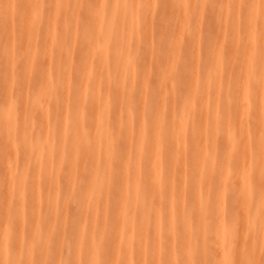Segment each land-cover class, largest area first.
I'll return each instance as SVG.
<instances>
[{
    "label": "bare ground",
    "instance_id": "1",
    "mask_svg": "<svg viewBox=\"0 0 264 264\" xmlns=\"http://www.w3.org/2000/svg\"><path fill=\"white\" fill-rule=\"evenodd\" d=\"M84 2L0 0V264H264V0Z\"/></svg>",
    "mask_w": 264,
    "mask_h": 264
},
{
    "label": "rangeland",
    "instance_id": "2",
    "mask_svg": "<svg viewBox=\"0 0 264 264\" xmlns=\"http://www.w3.org/2000/svg\"><path fill=\"white\" fill-rule=\"evenodd\" d=\"M76 0H71V2H73L71 5L73 6V4H74V2H75ZM85 2L82 4V3H79V5H80V7H79V11H80V21H82V24L86 27V28H89V26H90V18L87 16V13H86V4L88 3V2H90V0H84ZM162 1H164V0H162ZM21 4L22 3H20L19 5H18V9H21ZM82 4V5H81ZM195 17V16H194ZM194 17H192L189 21H191L192 23L190 24V26H192V27H194L195 25L193 24V22H194ZM219 19H221V16H220V13L218 14V13H215L213 10H210V9H207V11L204 13V15H203V17H202V28H203V30H205V31H211V33H212V35H214V36H216V34L218 33V32H222V30H224V26H223V24L222 23H220L219 22ZM65 25H66V28L68 29V32H70L71 31V28L74 26V24L72 23V18H71V14H69L68 16H67V18H65ZM3 29H5V28H3ZM166 29H168V31L169 32H171L172 30L169 28V25H167L166 26ZM4 31H6V29L4 30ZM15 31H16V33H20V36H21V31H22V29H21V27H20V25H17V27H16V29H15ZM19 39H20V37H19ZM226 39H227V42H226V45H227V50L229 49V43L231 44V40H230V38L229 37H226ZM21 40V39H20ZM245 42H246V39H245V37H243L241 40H240V44H239V47H238V50H239V54H243L244 53V48H245ZM203 51H206L205 49H203L202 50V52ZM17 58V57H16ZM15 58V59H16ZM151 62V59L147 56H140V58H139V63H138V65L140 66V67H143V66H146V65H149V63ZM22 68H20V69H18L17 68V74H16V76L18 77V80H19V87H21L22 85H23V79H22V70H21ZM239 71V68L238 67H236V66H234L233 67V74H234V78L233 79H235L236 77H237V74L238 73H236V72H238ZM236 73V74H235ZM76 76H77V74H74V77L76 78ZM148 82L150 83V88L155 92H158V91H160L161 90V86H158L157 84H156V81H155V78L154 77H150V78H148ZM200 94H201V91L199 92V94H198V100H200L201 98L199 97L200 96ZM0 95H2V94H0ZM19 109H21V108H19ZM205 117H210V111L208 110V111H206V115H204ZM204 116H201V119L203 120V118H204ZM249 123H250V125H251V120H249ZM65 129V128H64ZM213 129V128H212ZM189 130H190V128H189ZM58 132V134L59 133H61L62 132V130H58L57 131ZM126 145H124V144H122V148H124ZM223 148H224V150H222L223 152H222V154L223 155H225V154H227V147L226 146H224L223 145ZM0 183L2 184V183H4V177H3V175L2 174H0ZM2 187V186H1ZM66 194L67 195H69V192L68 191H66ZM174 195H177V193H174ZM4 197V189L3 188H0V202L3 200L2 198ZM78 201H79V198L78 199H75V200H71L70 201V203H69V205H68V208H69V211H68V215L70 216V219H74V211H75V208H76V206H77V204H78ZM192 201H193V195H188V196H186L184 199H182L181 201H179V203H178V208L181 206V205H184V206H192V205H190V204H192ZM112 213L113 212H115L116 211V208H115V206L114 205H112ZM15 214V213H14ZM47 224H48V220H43V221H41L38 225H39V229H43V230H45L47 227ZM59 233H60V230L59 229H57L54 233H53V235L52 236H57V235H59ZM67 234V236H69V237H71V234H68V232L66 233ZM73 235V234H72ZM179 235L177 236V238H176V243H177V246L179 247V248H181V244H180V240H179ZM137 240V239H136ZM139 240H138V242H136V244H135V249L137 248L138 249V247H139ZM115 245H116V242L113 240V239H111V240H107L105 243H104V253L107 255V256H109V257H111V256H113V254H115L114 252H113V248L115 247ZM53 254H57V253H59L60 252V250L58 249V246L57 245H54L53 246ZM36 253V257H37V261L35 262V264L38 262V260H39V253L38 252H35ZM72 253H73V248H64V251L62 252V254H64V261H65V257H68V260H66L67 261V263L66 264H76V261L72 258Z\"/></svg>",
    "mask_w": 264,
    "mask_h": 264
}]
</instances>
